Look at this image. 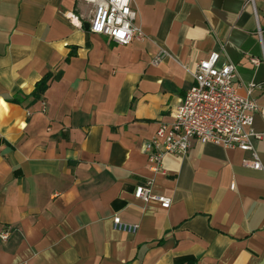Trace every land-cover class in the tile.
I'll use <instances>...</instances> for the list:
<instances>
[{
	"label": "crops",
	"instance_id": "crops-1",
	"mask_svg": "<svg viewBox=\"0 0 264 264\" xmlns=\"http://www.w3.org/2000/svg\"><path fill=\"white\" fill-rule=\"evenodd\" d=\"M131 6L144 37L121 44L84 27L82 0H0V264H264V0ZM214 51L239 94L253 84L261 168L193 141L155 173L141 146ZM146 180L168 208L134 197Z\"/></svg>",
	"mask_w": 264,
	"mask_h": 264
},
{
	"label": "built area",
	"instance_id": "built-area-1",
	"mask_svg": "<svg viewBox=\"0 0 264 264\" xmlns=\"http://www.w3.org/2000/svg\"><path fill=\"white\" fill-rule=\"evenodd\" d=\"M82 1L88 5L89 31L105 35L121 44L144 37L141 27L135 24L137 11L132 8L131 0ZM65 17L73 26L83 27L78 14L66 12ZM218 59L219 53L214 51L195 63L193 83L174 108L173 121L161 122L154 135L142 144L141 150L153 172L163 173V156L169 153L185 155L193 141L248 151L245 165L254 169L261 168L258 154L252 145L253 138L261 137L252 129L253 115L259 111L251 95L253 84L247 87L244 95L239 94L235 83L236 64H217ZM158 60L159 57L154 59L155 62ZM251 62L257 65L259 60L251 58ZM42 110H45L44 103ZM151 184L150 180L137 184L133 190L134 197L144 202L154 201L160 207L168 208L171 198L154 193ZM113 227L129 232L136 230V225L123 223L118 215L113 217ZM8 234V230L3 228L0 238L7 239Z\"/></svg>",
	"mask_w": 264,
	"mask_h": 264
},
{
	"label": "trees",
	"instance_id": "trees-1",
	"mask_svg": "<svg viewBox=\"0 0 264 264\" xmlns=\"http://www.w3.org/2000/svg\"><path fill=\"white\" fill-rule=\"evenodd\" d=\"M48 79H49V75H47L45 78L41 79V80L37 83V85H36V87H35V91H34L35 94L43 93V92H44V90H45L46 87H47Z\"/></svg>",
	"mask_w": 264,
	"mask_h": 264
},
{
	"label": "water",
	"instance_id": "water-1",
	"mask_svg": "<svg viewBox=\"0 0 264 264\" xmlns=\"http://www.w3.org/2000/svg\"><path fill=\"white\" fill-rule=\"evenodd\" d=\"M89 24L88 23H84V27L88 28Z\"/></svg>",
	"mask_w": 264,
	"mask_h": 264
}]
</instances>
